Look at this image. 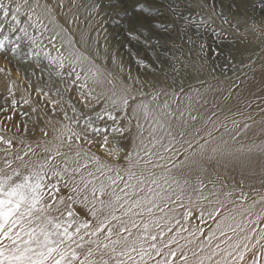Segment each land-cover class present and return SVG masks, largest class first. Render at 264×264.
Segmentation results:
<instances>
[{
  "label": "bare ground",
  "instance_id": "6f19581e",
  "mask_svg": "<svg viewBox=\"0 0 264 264\" xmlns=\"http://www.w3.org/2000/svg\"><path fill=\"white\" fill-rule=\"evenodd\" d=\"M93 1L107 23L105 46L89 32L70 27L65 28L63 38L82 55L73 66L76 77L98 89L92 110L112 106L117 114L111 134L96 136L92 126L75 123L61 108L53 116L40 112L37 141L27 152L0 124V169L9 174L14 169L24 171L17 154L25 163L35 164L49 155L45 147L60 143L56 137L64 126L75 131L88 128V138L73 142V151L90 150L105 165L106 173L113 177L119 173L125 179L129 171L143 174L145 194L152 177L165 189L164 178L170 183L179 181L180 187L171 186V201L166 207L161 205L163 212L153 210L154 216L168 217L172 232L167 228L165 232L168 239H176L169 246L177 250L176 264H184L179 260L182 252L187 254V264H199L200 259L210 264L206 257L213 251L215 261L237 245L244 251V260L237 264H264V0H158L162 7L151 13L157 17L152 26L133 14L135 0ZM107 51L130 70L135 81L119 77ZM18 57L33 58L49 76L59 74L50 55L34 49V43ZM138 82L144 83L142 94L136 91ZM20 88L15 86V93ZM8 90L0 86V93L6 95L1 103L17 99ZM125 95L128 108L120 103ZM141 104L147 106V116L137 108ZM6 116L2 110L0 119ZM60 151L67 152V146ZM173 163L178 167L173 168ZM49 177L51 173L45 184ZM123 187L118 182L117 192ZM60 194L69 195L62 182ZM73 210L81 219H92L79 203Z\"/></svg>",
  "mask_w": 264,
  "mask_h": 264
},
{
  "label": "snow or ice",
  "instance_id": "6c2138e0",
  "mask_svg": "<svg viewBox=\"0 0 264 264\" xmlns=\"http://www.w3.org/2000/svg\"><path fill=\"white\" fill-rule=\"evenodd\" d=\"M12 3L13 0L8 4L0 2V11H3L5 21L11 15L12 21L19 24L21 5L16 3L12 8ZM157 7H162L158 0H144L142 4L135 0L133 14L152 26L157 17L151 13ZM7 39L5 36L0 40V49L4 48ZM51 103L59 105V101ZM112 103L116 105L117 101ZM120 103L124 108L130 106L126 95L120 97ZM137 108L143 109L147 116L146 105L141 104ZM136 110L133 109L134 112ZM106 114L115 120L111 113ZM87 125L91 127L90 119ZM91 130L100 131L96 128ZM82 137L88 138V128L75 131L64 126L56 137L60 143L55 147H45L44 152L49 155L42 161L25 163L17 154L16 159L21 161L24 171L14 169L9 174L0 169V264H176L173 258L177 257V250L169 248L176 239L174 236L168 239L165 232L166 228L167 232H172L167 226L168 217L154 216L153 210L163 212L161 205L166 207L171 201L169 191L172 184L180 187L179 181L173 179L170 183L167 177L164 178L163 183L168 185L165 189L157 178L152 177L147 182L145 194L143 174L137 176L129 171L127 179L119 173L113 177L103 170L105 165L99 157L90 155V150L73 151V142L79 143ZM107 142L105 138V144ZM65 146L68 151L61 152L60 148ZM164 151L167 152L168 148L164 147ZM90 165H95L94 171L90 170ZM172 166L178 167L176 163ZM179 167H183V163ZM49 173L51 177L45 184ZM52 179H56L55 184ZM61 182L63 188L69 190L67 197L60 194ZM118 182L124 187L117 192ZM172 194L176 193L172 191ZM76 203L87 208L91 220L79 217L73 210ZM166 248L169 250L164 252ZM247 249L248 245L244 244V250ZM216 255L213 251L212 256L206 257L210 264H237V261L244 260V251L239 250V245L233 251L224 250L223 258L213 261ZM179 260L187 264V254L182 252ZM199 264H204V259H200ZM253 264L257 262L253 261Z\"/></svg>",
  "mask_w": 264,
  "mask_h": 264
},
{
  "label": "rangeland",
  "instance_id": "374dc122",
  "mask_svg": "<svg viewBox=\"0 0 264 264\" xmlns=\"http://www.w3.org/2000/svg\"><path fill=\"white\" fill-rule=\"evenodd\" d=\"M0 2L8 4L9 0H0ZM16 3L21 5L18 14L19 24L12 21L11 15L5 21L3 11H0V25H2L0 40H4L5 36L8 37L4 48L0 49V86L14 91L8 90L10 97H17L13 102L1 103L6 95L0 93V112L3 110L7 113L6 119H0V124H5V129L17 139L16 145L25 146L27 152L28 146H33L37 141L38 125L41 123L40 112L53 116L61 108L69 119L82 126L88 127L87 120L90 119L92 128L100 130L98 133L92 131L96 136L105 137L111 134V124L114 122L106 113H111L115 119L118 118L117 114L112 106L101 111L92 110L91 106L95 105L94 95H97L98 89L76 77L73 66L82 55L63 38L65 28L70 27L89 32L96 43L105 46L107 23L101 10L96 7L93 0H13L12 8ZM43 6H45L44 10L41 9ZM13 28L15 31L12 30ZM21 28L25 31H20ZM32 43L34 49L44 55H50L49 59L59 69L58 75L49 76L43 71L44 66L33 58L18 57L19 52L25 53ZM31 51L35 52V50ZM107 54L112 59L119 77L135 81L130 70L122 67L119 59L113 57V52L107 51ZM12 60L23 67L24 73L13 67ZM15 86L21 87V91L15 93ZM135 87L138 93H143L144 83L138 82ZM40 90H45L48 95L58 98L60 106L57 108L56 104L51 103L53 100ZM87 112L90 114L82 116Z\"/></svg>",
  "mask_w": 264,
  "mask_h": 264
}]
</instances>
